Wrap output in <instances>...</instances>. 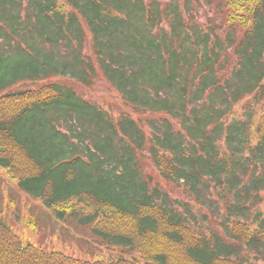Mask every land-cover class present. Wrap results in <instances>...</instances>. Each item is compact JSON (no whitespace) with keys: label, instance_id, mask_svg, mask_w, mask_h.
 Listing matches in <instances>:
<instances>
[{"label":"trees","instance_id":"obj_1","mask_svg":"<svg viewBox=\"0 0 264 264\" xmlns=\"http://www.w3.org/2000/svg\"><path fill=\"white\" fill-rule=\"evenodd\" d=\"M65 2L0 0V167L120 253L41 248L0 218V264H264V112L226 119L264 99V0ZM98 73L137 119L77 93Z\"/></svg>","mask_w":264,"mask_h":264},{"label":"rangeland","instance_id":"obj_2","mask_svg":"<svg viewBox=\"0 0 264 264\" xmlns=\"http://www.w3.org/2000/svg\"><path fill=\"white\" fill-rule=\"evenodd\" d=\"M160 1L170 2L173 0ZM179 2L183 6L184 0H179ZM190 3L195 4V0H190ZM57 6L62 13H67L70 10L65 0H57ZM199 7L197 18L200 23L210 25L214 21L215 16H217L218 20H216L217 22L214 25L219 24L222 16L218 12L215 13L216 8L214 6L200 4ZM221 30H217V33H221ZM85 51L87 54H91L90 42L86 44ZM55 79L64 78L57 77ZM38 84H25L24 89L37 87L39 86ZM74 87L79 95L99 105L114 118L121 112H129L134 119L138 118L137 114L129 111V107L123 103L119 94L99 73L93 86L85 87L81 84H74ZM249 112L252 113L253 125H255L264 112V99L259 104H256L251 99V96L244 97L233 105L230 113L226 115V119L228 121L240 118L245 119ZM145 127H143V130L148 134L147 127ZM253 142H255V139H253ZM144 153H147V151L144 150ZM149 165L150 168L148 170L153 171V175L156 177L158 175L156 170L151 164ZM168 188L175 197L180 198L186 195L184 191L182 192L175 185H169ZM262 210H264V206ZM50 214L40 200L22 193L16 181L8 174L7 169L0 167V218L24 243H32L48 250L62 251L90 261L96 259L108 260L115 257L118 252L120 253L119 248H106L101 245L100 241H98L99 239L92 235L89 228L75 227L70 222L67 224L59 223ZM213 214L215 213L213 212ZM214 217L216 216L214 215ZM213 224L212 222L209 226L212 228ZM109 225L111 226L110 223Z\"/></svg>","mask_w":264,"mask_h":264}]
</instances>
